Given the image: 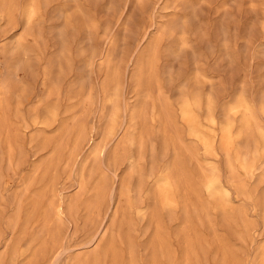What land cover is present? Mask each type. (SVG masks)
Instances as JSON below:
<instances>
[{
    "label": "rangeland",
    "instance_id": "374dc122",
    "mask_svg": "<svg viewBox=\"0 0 264 264\" xmlns=\"http://www.w3.org/2000/svg\"><path fill=\"white\" fill-rule=\"evenodd\" d=\"M30 4L0 0V264H264V0Z\"/></svg>",
    "mask_w": 264,
    "mask_h": 264
},
{
    "label": "bare ground",
    "instance_id": "6f19581e",
    "mask_svg": "<svg viewBox=\"0 0 264 264\" xmlns=\"http://www.w3.org/2000/svg\"><path fill=\"white\" fill-rule=\"evenodd\" d=\"M36 3H37V0H31V4H30L31 5V9L29 11V17L30 18L33 16L34 11L36 10ZM203 95H205V94H203ZM203 98H204V96H203ZM207 101H209V100H207ZM199 104H200L199 98L194 97L193 100L191 101L190 98L187 96L185 98V102H184V106H183L184 113L188 117H191L192 118L191 113H192L193 107L198 106ZM51 113L54 114V111H52ZM195 130L199 131V128H198L197 125H195ZM99 151H104L103 147H101L99 149ZM245 165H247V164H245ZM171 185H172V177H171V175L170 174L164 175L161 178L159 193H160V197H161L162 201L166 205H171L174 202L173 193H172V186ZM208 188L211 189V190L220 191V192H223L224 191V193L229 194V190L226 189V188H224V185L222 184V182L218 178L211 179L209 181V183H208ZM57 213H58L59 216H62L63 215V213H64V206H63L62 203L58 206ZM185 232L188 233L189 231L185 230Z\"/></svg>",
    "mask_w": 264,
    "mask_h": 264
}]
</instances>
